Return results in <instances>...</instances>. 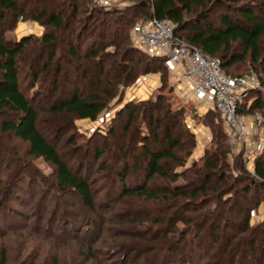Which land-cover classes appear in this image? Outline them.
<instances>
[{
	"label": "trees",
	"instance_id": "16d2710c",
	"mask_svg": "<svg viewBox=\"0 0 264 264\" xmlns=\"http://www.w3.org/2000/svg\"><path fill=\"white\" fill-rule=\"evenodd\" d=\"M42 1L0 0V134L26 144L27 158L42 159L54 169L44 176L32 160L35 170L29 166L25 175L27 165L0 161V185L4 186L0 210L7 203V195H11L9 201L26 195L30 204L37 201L39 208L42 206L30 218L22 211L4 212V216L37 235L36 226L48 213L43 209L44 203L53 198H63L64 203L78 200L89 211L91 218L86 230L93 233V240L109 221L115 203L128 198L142 199L152 205L148 208L132 203L119 215L117 223L126 224L121 219L132 212L127 224L136 230L133 245L141 246L146 241L151 245L133 264L144 263L140 257L148 253L149 264H264V221L250 226L251 214L264 206V150L254 158L252 171L246 170L240 156H230L228 161V135L215 127V121L222 122L218 114L196 113L198 120L211 128L212 142L199 159L186 167L196 147V137L187 128L184 111H171L168 98L161 94L146 101L128 100L112 114L109 123L103 118L116 97L122 101L121 87L129 89L152 73H160L167 85L165 59L141 52L134 47L129 34L135 22L151 17L169 21L175 26L177 39L204 55L218 58L226 75L248 63L261 74L264 85V56L260 47L264 42V0H135L123 9L111 10L97 6L93 0H60L53 9ZM81 7L84 13L89 8V13L76 29L72 22ZM20 19L42 25L41 37L6 39V33L14 30ZM22 55L28 59L24 60ZM22 62L30 79L26 89L31 91L38 85L31 96L22 87ZM72 70L74 74L70 76ZM61 77L68 85L65 89L58 85ZM260 92H248L239 105V115L264 109ZM41 114L65 119L66 131L74 134V139L70 136L73 142L68 143L75 147L71 152H83L74 164L65 161L58 150L65 132L52 143L38 129ZM87 120L102 122L89 137L79 133L75 126L76 121ZM121 121V136L116 143L115 130ZM91 141L97 146L86 159L88 149L79 145ZM128 151L139 153L128 156ZM95 172L106 173L99 180V196L89 180ZM25 176H29L26 192ZM179 178H184V184H175ZM45 182L51 189L45 187ZM154 182L157 185L153 186ZM37 183H41V188ZM20 202L24 204L26 200ZM145 209L148 216L141 214L140 210ZM15 212L22 222L15 221ZM80 221H86L85 217ZM82 226L68 224L61 236L69 239L66 234L70 227L74 230L70 237L75 238V229L80 234ZM3 228L12 229L5 221L0 230ZM54 229L46 228L45 238L54 236ZM79 234L69 242L79 241ZM227 255L229 260L225 259Z\"/></svg>",
	"mask_w": 264,
	"mask_h": 264
},
{
	"label": "rangeland",
	"instance_id": "374dc122",
	"mask_svg": "<svg viewBox=\"0 0 264 264\" xmlns=\"http://www.w3.org/2000/svg\"><path fill=\"white\" fill-rule=\"evenodd\" d=\"M133 1L135 0H124V2H130V4H133ZM43 3L45 5H49L52 7V9L57 5L60 4V0H43ZM94 2V1H93ZM95 3V2H94ZM82 7L79 8V12L77 16H74V21L72 24L77 28L81 26L82 20L85 15H88L89 13V8H88V13H84L82 11ZM219 8H215L214 12L212 13V16L215 17L217 11ZM215 13V14H214ZM138 23L135 22L134 25L131 27L129 34L132 33V30L134 26ZM24 24V26H22ZM27 31V33H30V35L36 36V37H41L44 28L42 25H40L37 22L29 21V20H18L16 28L12 31H8L5 35V38L8 40H15L19 41L21 37L24 35L23 32ZM67 31H65L66 33ZM26 33V32H25ZM26 33V34H27ZM28 36V35H26ZM261 47V53L262 56H264V42L260 43ZM64 48V47H63ZM65 49V48H64ZM22 58L28 59V57L22 55ZM264 60V59H262ZM21 63L20 68L22 67ZM167 68V85H164L162 76L160 73H152L149 74L148 76H145L147 79L142 85V87H138L136 83L134 86H132L129 89H124L123 87L120 88V93L121 91H124V97L122 98V101H119L118 98L116 97L114 101L111 103L112 108L109 109V112L104 114V122L109 123V119L112 116V114L115 113V111L120 108L122 105H124L125 102H128V100H140V101H146L151 98H155L158 95H163L168 98L169 106L171 111H176V110H183L185 114V121L188 116L192 117V122L194 124L202 126L206 131L207 135L210 136L211 141L207 143H203V140H201L200 136L195 134L194 131H191L195 137H196V147L194 148L192 154L189 157V161L187 163L188 167L192 161L195 159H199L204 151V149L212 142V130L209 126L205 125L203 122H201V119H199V116H195L196 114V109L192 104H187L185 105L182 101L177 99L176 95L173 92V88L170 85V78H169V68ZM70 69V68H69ZM72 69V68H71ZM169 69V70H168ZM22 70L20 77L22 79V87L26 89V85L30 84L29 78L27 76V69H23V67L20 69ZM261 68L258 69L260 71ZM233 74L230 75V77H252L255 78L258 82L259 88L257 90H260V94L264 97V85H262L261 82V74L256 72L255 68L251 67L248 63L242 64L238 67H235L233 70ZM52 74V73H51ZM74 72L73 70L71 71V75H73ZM228 75V76H229ZM63 77V76H62ZM60 78L59 81V87L62 89H65L68 87L66 85V81H64L63 78ZM107 79V77H105ZM25 80V81H24ZM81 80V79H80ZM66 86V87H65ZM88 84L86 83L85 89L88 92ZM73 87V86H71ZM38 88V85H36L31 91L26 89L28 92V96H31ZM40 101V100H38ZM119 101V102H117ZM250 104V102H248ZM264 109L262 110H256L248 114H242L240 115L241 118L245 121V123L250 124L251 122H255L256 120L259 119V115L263 114ZM214 113V112H212ZM215 114V113H214ZM188 115V116H186ZM192 122H190L192 124ZM102 122L100 120H96L95 122H88L87 121H76L75 126L78 129V132L81 133L82 135H87L88 137L90 136L91 133L94 132V128H99L101 127ZM122 125L123 122L121 121V124L118 125V127L115 130V137L114 141L117 143L118 140L120 139L121 136V131H122ZM187 125V123H186ZM215 127H219L220 130L228 135V146H229V151L230 155L227 157L229 158L228 161H230V156H240V159L242 160V163L245 164L246 170L247 171H252L253 169V160L254 158L263 152L264 150V141H261L262 138H264V133L261 132L260 129L256 130H251L250 136L248 137L247 141V150L248 152L250 150L255 149V146L257 147L258 145L262 146L263 149L260 151H256V155L248 161L247 158H245V153L246 152V147L245 145L241 147V151L238 152L235 144H232L230 139L232 136V131H230L228 128L225 127V125L220 122L219 120L215 121ZM56 128H62L61 131H58ZM38 129L40 132L47 138L48 141H51L54 143L57 141L62 132H65L63 138L61 139V143L58 145V150L64 157L65 161H69L70 164H74L76 161L74 160L76 157H81L80 155L83 154L82 151H79L78 153H73L71 152L73 147L68 143L73 142L72 140L74 139V134L69 133V131H66L68 129V126H66V121L64 118H59V119H53L51 116L47 114H41L40 120L38 123ZM163 130L159 132L160 136L163 134L161 133ZM177 131H174V136H176ZM73 139H71V137ZM235 137V135L233 134ZM70 137V138H69ZM69 138V140H68ZM264 140V139H263ZM0 142H2V147L0 146V158H2L0 161L3 162V164L7 162H11L10 165H27L28 169H25L24 173L25 175L28 174L29 172V166L33 168V163L32 160L34 161V166L44 174V176H49L52 171L54 170L52 166H50L48 163H46L42 159H31L27 158L26 156V144L21 143L17 139H15L12 136H3L0 134ZM136 142V141H135ZM78 143H82V141H78ZM76 144V143H75ZM224 144L226 145V141H224ZM100 145V144H98ZM79 146H84L85 149H88L86 159L87 157H90L93 154V150L95 146H97L94 142H89L87 145L85 144H80ZM120 146V145H119ZM160 146H163V143L160 144ZM78 147V146H77ZM151 148L153 147L150 146ZM3 150V151H2ZM129 152V151H128ZM139 152L130 151L127 153L128 156L134 155L137 156ZM83 158V157H82ZM84 158V159H85ZM31 161V162H30ZM5 162V163H4ZM31 163V164H30ZM9 164V163H8ZM181 171L180 169H178ZM23 172V171H22ZM231 172V171H230ZM86 173V170H82V175L84 176ZM106 174V173H105ZM105 174L102 173H93V175L90 177V182L92 184L93 191L96 193L97 196H99V193L101 192L100 189V182L99 180L103 177H105ZM104 175V176H103ZM29 176H25V181H23V186L25 189V192L28 191L29 187L27 186V178ZM24 180V179H23ZM157 182V181H156ZM230 182L232 180L230 179ZM177 185H182L184 184V178H179L175 182ZM21 185V184H20ZM41 183H37L36 186L41 188ZM45 187L51 189L52 186H49L44 183ZM153 186L157 185V183H152ZM160 184L158 183V186ZM242 184H239L241 186ZM0 185V197L3 195V190L4 186ZM35 186V188H36ZM49 186V187H48ZM243 186V185H242ZM157 187V186H156ZM31 190V189H30ZM98 191V193H97ZM40 195V189L38 192V196ZM11 195H7L6 198V204L3 206V208L0 210V226L3 225L5 221V225H8V227H11L10 231H6L5 228L2 229L4 230V233L0 230V264H133L134 262H137L140 254L142 252L148 251L151 249V245H149L148 241L144 243V245L141 246H135L132 243V238L135 236V227L128 226L127 220L132 219L131 217L133 216L132 212L128 213V217H124L126 224H120L118 225L117 223L120 222V217L119 215L125 210L129 209L132 206V203L135 205H145L149 206L152 205L150 202H145L142 199L141 200H136L132 198L125 199L124 201L117 202L114 204L112 207L113 209L111 210V215L108 217L107 222H105L103 229L98 230V233L95 235L94 239L91 240L93 233L90 234V232H87L86 230V225L89 224L88 219L91 217L88 216L89 211L83 207V205L78 201V200H69L67 203L63 202V198H53L49 199L48 204L43 205V209H46L45 217H43L39 225L36 226V233L31 234L29 232H26L25 229L20 228L19 223H15L14 220L10 219L8 217H5V213H14V211H22L27 214V218L33 217L34 211L37 209L42 210V206L39 208V204H37V201L33 202L30 204V198L26 195H23L21 198V195H18L15 197L14 200H10ZM97 202H99V197L97 198ZM1 199V198H0ZM8 200V201H7ZM22 200H26V202L23 204ZM66 200V199H64ZM19 201V202H18ZM68 204V205H66ZM65 205V206H64ZM147 208V209H148ZM55 209V210H54ZM100 214H103V212L98 210V207L96 209ZM142 211L141 214L142 216L149 215L148 210H140ZM5 212V213H4ZM17 213V212H15ZM19 214L17 213L15 216V221L16 222H22L21 218L18 216ZM92 215V214H90ZM138 216H140L138 214ZM36 217V216H35ZM82 217H85L86 221L81 222L80 220ZM94 218V216H92ZM119 217V218H118ZM240 217V216H239ZM9 218V219H8ZM2 221V222H1ZM68 221V223H67ZM264 221V206L261 205V207L258 209L256 213L251 214L250 218V226H253L254 224L261 223ZM96 226H99L100 224L98 221H96ZM129 223V222H128ZM71 226L75 225L76 226H82L79 229L81 230L80 234L76 232L75 229V234H79L82 236L80 240H75L74 242H69V239H75L77 238L75 235L73 236L74 230L73 229H68L69 234H66V238L69 239H64L63 236V230L66 226ZM17 225L19 229H17ZM22 226V225H21ZM181 227V225H178ZM46 228H51L53 230V235L51 238L44 236V233H46ZM58 234V235H56ZM62 235V236H61ZM146 249V250H145ZM2 252L3 253V258L5 263L2 261ZM151 253H148L144 255V263H139V264H149L150 263V258H151ZM229 255V254H228ZM225 256L226 260L230 259V256Z\"/></svg>",
	"mask_w": 264,
	"mask_h": 264
},
{
	"label": "built area",
	"instance_id": "2783aa9c",
	"mask_svg": "<svg viewBox=\"0 0 264 264\" xmlns=\"http://www.w3.org/2000/svg\"><path fill=\"white\" fill-rule=\"evenodd\" d=\"M93 1L106 10L123 9L131 5L124 0ZM174 28L169 21L155 17L141 20L131 33L133 45L151 58H164L169 72L174 73L171 87L177 99L185 105L192 104L199 115L208 111L218 114L225 127L232 131L230 141L235 144L238 152L245 145V158L249 161L256 155V151L264 147L258 145L249 152L247 150L249 132L260 129L264 133V112L259 115L258 120L247 125L238 114V108L249 91L259 88L257 80L247 76L229 77L218 58L204 55L197 48L177 39L174 36ZM146 79L144 77L138 80L137 86L142 87ZM192 121V117L188 116L187 128L199 135L203 143L210 142L207 131ZM263 139L261 141H264Z\"/></svg>",
	"mask_w": 264,
	"mask_h": 264
},
{
	"label": "crops",
	"instance_id": "0c3cea01",
	"mask_svg": "<svg viewBox=\"0 0 264 264\" xmlns=\"http://www.w3.org/2000/svg\"><path fill=\"white\" fill-rule=\"evenodd\" d=\"M22 26H24V24H22ZM24 31H25V29H24ZM25 32L27 33V31H25ZM25 32L22 31V33H24V35H23L22 37H24V36H26V35H30V33H27V34H26ZM22 37H21V38H22ZM168 76H169V78H170V85H172V80H173V78H174V73H170V72H169V75H168Z\"/></svg>",
	"mask_w": 264,
	"mask_h": 264
}]
</instances>
